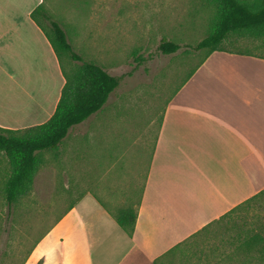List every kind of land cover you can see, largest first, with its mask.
<instances>
[{
	"label": "crops",
	"instance_id": "0c3cea01",
	"mask_svg": "<svg viewBox=\"0 0 264 264\" xmlns=\"http://www.w3.org/2000/svg\"><path fill=\"white\" fill-rule=\"evenodd\" d=\"M40 1L0 0L2 127L45 121L64 82L29 16ZM160 115L148 159L135 167L145 169L141 183L130 186L140 200L132 233L86 192L23 264H264L262 242H248L247 214L264 188V57L213 50ZM86 194L95 203L82 207Z\"/></svg>",
	"mask_w": 264,
	"mask_h": 264
},
{
	"label": "rangeland",
	"instance_id": "374dc122",
	"mask_svg": "<svg viewBox=\"0 0 264 264\" xmlns=\"http://www.w3.org/2000/svg\"><path fill=\"white\" fill-rule=\"evenodd\" d=\"M44 5L84 60L120 79L101 108L72 127L57 150L43 151L45 161L9 223L0 193V264H20L26 250L86 192L112 209L136 201L130 186L139 187L145 169L134 172L135 167L148 159L164 102L206 53L193 46L217 16L207 0H44ZM162 38L179 47L163 53ZM222 45L264 56V37L231 33ZM85 203H95L94 197L84 195L79 205ZM247 214L264 222V194Z\"/></svg>",
	"mask_w": 264,
	"mask_h": 264
},
{
	"label": "trees",
	"instance_id": "16d2710c",
	"mask_svg": "<svg viewBox=\"0 0 264 264\" xmlns=\"http://www.w3.org/2000/svg\"><path fill=\"white\" fill-rule=\"evenodd\" d=\"M207 1L216 7L217 16L211 30L193 46L194 49H207L199 64L213 50H227L222 43L231 33L243 32L255 38L264 37V0ZM29 16L50 43L64 82L54 111L45 121L21 128L0 126V161L4 164L0 166V193L1 205L5 206V223L11 221L13 208L18 206L21 197L30 190L35 173L45 161L43 151L57 150L68 129L101 108L120 79V75L110 74L100 64L84 60L73 49L59 22L46 10L44 0L30 11ZM178 47L177 42L165 38L158 44L163 53L173 52ZM228 51L251 53L243 50ZM158 119L160 122L161 115ZM262 194L264 188L250 197L247 203L259 199ZM139 201L138 196L133 204L123 202L115 206V210L107 207L128 235L133 231ZM99 202L106 206L102 201ZM248 224L251 232L248 242H262L264 250V222L254 220ZM33 247L26 250L27 254L20 264L25 262ZM174 247L167 253L172 252ZM157 260L154 259V262L159 264Z\"/></svg>",
	"mask_w": 264,
	"mask_h": 264
}]
</instances>
